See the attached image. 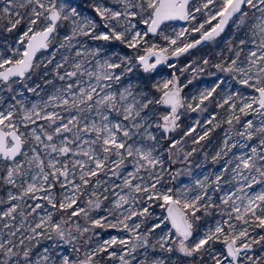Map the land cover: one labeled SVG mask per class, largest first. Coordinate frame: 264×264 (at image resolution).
I'll list each match as a JSON object with an SVG mask.
<instances>
[{"label":"snow or ice","instance_id":"6c2138e0","mask_svg":"<svg viewBox=\"0 0 264 264\" xmlns=\"http://www.w3.org/2000/svg\"><path fill=\"white\" fill-rule=\"evenodd\" d=\"M90 8L94 15L73 0H0V264H264V248L253 251L264 246V0H93ZM173 21L185 26L169 34ZM229 29L228 55L212 65L225 75L197 95H183L195 76L180 80L204 72L200 65L162 83L132 80L137 69L147 77L162 64L176 69L171 58ZM115 42L132 54L110 50ZM213 102L226 119L213 114L196 136L199 120L172 136L182 110L207 112ZM221 123L240 125L235 134L254 143L226 132L213 161L246 151L214 179L169 186L182 175L172 165L197 151L185 152L184 138L200 144ZM95 229L126 235L94 244Z\"/></svg>","mask_w":264,"mask_h":264},{"label":"rangeland","instance_id":"374dc122","mask_svg":"<svg viewBox=\"0 0 264 264\" xmlns=\"http://www.w3.org/2000/svg\"><path fill=\"white\" fill-rule=\"evenodd\" d=\"M77 5H79V8L81 11H83L85 14L88 15H94L92 13V10L90 8L91 3H93V0H78L76 2H73ZM185 23H169L167 28L165 29L166 32L169 34H172L173 30L179 31L180 28L184 27ZM143 27V26H141ZM231 35V29L227 30L224 34L223 38H218L217 42H208L206 44L200 45L199 47H196L192 50H190L189 53L186 55L180 57L177 59H170L168 63H175L176 69H170L166 65L163 66L158 71L151 74L150 77H147V74H143L141 70L137 69V71L132 74V80L136 81L137 79H142L147 84L151 85L153 83L160 82L162 83L163 80L168 79L171 77L173 71H176L177 75H180L179 69L185 67L188 64L200 65L201 67H204V72L199 73L198 75L196 73H193L191 71L184 73L181 76V84L187 83L188 79H192L194 76L196 77L193 79V83L188 85L187 88L184 89L183 95L186 96H192L197 95L199 91L203 90L206 87H209L213 84V82L216 80L217 76H224L223 73H218L214 67H212L213 64L220 63L227 55V49L226 45L224 43V38ZM148 40L150 43H157V44H164V41L160 39L159 37L149 36ZM96 44H103L105 42H95ZM110 50L115 49L117 52L120 53H127L132 54V51L125 48L123 45L119 44L118 42H115L109 46ZM143 50H141L142 52ZM203 59H208L210 61V64L207 66L203 65ZM145 77H147L145 79ZM228 79L229 85H231V88L239 89L240 91L244 92L245 94H249L251 92L250 89H245L243 86L237 84L235 81ZM231 89H225V91H230ZM220 90H218L219 92ZM222 95L218 98H222ZM163 111V109H161ZM183 115L181 116L180 120V128L172 133V136L176 139H180L183 136L184 130H186L189 126H194L195 122L199 120L201 122V125L203 127H197V133H194L193 136H196L198 133L202 132L205 127H210L205 123L207 119H209L213 114L216 115V123H220L224 119L227 118V113L224 109L217 108L215 105V102L210 103L208 105V111L207 112H191L187 110H182ZM243 119H254V122L258 123L259 117H247ZM237 130H243L240 125H236L234 128H230L229 125L225 123H221L220 127H217L215 131H213L209 138H207L204 141H201L200 144H193L192 143V137H186L184 138L183 147L184 151L188 152L191 151L193 148H196L197 151L193 153L191 157L188 158V160L184 161L183 163L177 162L174 165H172L173 171L179 170L182 175L177 177L175 181H173L169 186L176 187L184 184H193L196 179H203L205 176L209 177L210 179H214L216 174H219L221 170L226 167V161L232 157V153L239 154L243 151H246V149L242 148H235L232 150V153H229L227 157H224L223 159H219L216 161H213V156H215L216 152L220 150L222 146V142L225 139L226 132L231 135V142L239 141L240 143H254L252 141H245L243 138L237 136L235 133ZM180 155V159H183L182 154ZM233 173L231 171L224 174V180L229 181L232 180ZM235 185V181H233L232 185L229 184H222V188L224 191H227L229 187H232ZM222 193H215L213 195V198L215 199ZM157 213H160V209L155 210ZM102 214V213H100ZM94 215H96L94 213ZM218 218L216 213L213 214V216L207 218V223L211 224L214 219ZM82 222V221H81ZM96 232H98L100 235L99 237H93V243L95 244L98 240L102 241L103 239L110 238L111 236H124L126 233L119 232L116 229H95ZM259 231V230H258ZM51 241H43L42 246H47L51 244ZM79 243V242H78ZM222 246L217 244L216 248H221ZM262 248L264 246L258 245L254 246V253L260 254L262 252ZM66 249L70 250V246H63L59 251L63 252Z\"/></svg>","mask_w":264,"mask_h":264},{"label":"water","instance_id":"95a60500","mask_svg":"<svg viewBox=\"0 0 264 264\" xmlns=\"http://www.w3.org/2000/svg\"><path fill=\"white\" fill-rule=\"evenodd\" d=\"M76 1H78V0H73V2H76ZM170 23H185V22H183V21H173V22H170ZM208 43V42H207ZM204 44H206V43H204ZM203 45V44H202ZM200 46V45H199ZM199 46H197V47H199ZM192 50V49H191ZM185 55V54H184ZM184 55H182V56H184ZM181 56V57H182ZM180 58V57H179ZM171 59H175V58H171ZM163 66H165L164 64H162V65H159L158 67H157V69H156V71H158L159 69H161ZM155 71V72H156Z\"/></svg>","mask_w":264,"mask_h":264},{"label":"flooded vegetation","instance_id":"af4514ba","mask_svg":"<svg viewBox=\"0 0 264 264\" xmlns=\"http://www.w3.org/2000/svg\"><path fill=\"white\" fill-rule=\"evenodd\" d=\"M187 54V53H186Z\"/></svg>","mask_w":264,"mask_h":264},{"label":"trees","instance_id":"16d2710c","mask_svg":"<svg viewBox=\"0 0 264 264\" xmlns=\"http://www.w3.org/2000/svg\"><path fill=\"white\" fill-rule=\"evenodd\" d=\"M186 55V54H185Z\"/></svg>","mask_w":264,"mask_h":264}]
</instances>
